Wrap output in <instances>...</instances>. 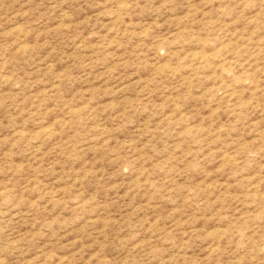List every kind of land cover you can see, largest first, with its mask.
<instances>
[{
	"label": "rangeland",
	"instance_id": "1",
	"mask_svg": "<svg viewBox=\"0 0 264 264\" xmlns=\"http://www.w3.org/2000/svg\"><path fill=\"white\" fill-rule=\"evenodd\" d=\"M0 264H264V0H0Z\"/></svg>",
	"mask_w": 264,
	"mask_h": 264
}]
</instances>
